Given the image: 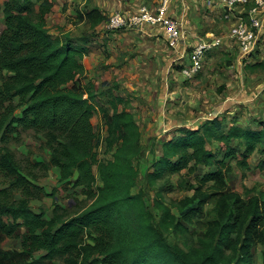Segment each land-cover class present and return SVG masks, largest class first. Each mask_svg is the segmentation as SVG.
I'll list each match as a JSON object with an SVG mask.
<instances>
[{
  "label": "trees",
  "instance_id": "1",
  "mask_svg": "<svg viewBox=\"0 0 264 264\" xmlns=\"http://www.w3.org/2000/svg\"><path fill=\"white\" fill-rule=\"evenodd\" d=\"M53 7L54 0H0V135L5 143L0 168L23 190L17 200L0 201V264H40L56 257L68 264H258V247L264 264V188L245 187L241 193L228 184L235 175L234 159L245 172L252 169L251 156L259 154L256 167L264 170V123L213 118L179 127L144 175L147 188L134 191L144 146L131 101L112 93L117 85L112 88L110 81L102 82L108 89L100 93L92 81L84 82L91 35L53 36L47 24ZM76 17L92 29L108 18L98 6ZM246 66L264 68V61ZM101 94L108 96L109 106ZM97 110L104 138L92 121ZM14 124L43 132L50 158L38 164L57 166L60 181L77 174L73 185L86 189L89 204L69 214L56 203L50 217L33 209V190L49 193L23 172L7 145L5 135ZM103 142L109 159L99 157ZM214 142L223 146L212 149ZM184 168L193 177L175 183L172 175ZM177 188L193 193L169 200L167 194ZM191 225L202 230L196 241L184 239V247L171 241L169 234L184 235ZM21 227L26 229L22 248L4 249L1 242L17 236Z\"/></svg>",
  "mask_w": 264,
  "mask_h": 264
},
{
  "label": "rangeland",
  "instance_id": "2",
  "mask_svg": "<svg viewBox=\"0 0 264 264\" xmlns=\"http://www.w3.org/2000/svg\"><path fill=\"white\" fill-rule=\"evenodd\" d=\"M149 1L151 0H54L53 11L47 17V24L53 36L68 31L76 38L91 35L89 51L84 57L87 70V79H84V82L92 81L100 93L108 89L102 82L110 81L112 88L114 84L117 85L116 89L111 90L112 93L121 94L131 101V110L141 127L144 146V154L139 161L141 175L134 191L140 187L147 188L144 175L151 167L154 157L161 153V144L177 134L179 127L201 126V123L213 118L225 119L228 124L234 118L244 125L258 126L260 122L264 123V68L251 70L246 66L256 61H264V33L258 50L242 59L236 52L238 44L229 36L237 23L235 14L247 18L255 0L238 3L230 17H225L223 7L217 12L210 10L214 9L213 6H209L210 9L207 10L201 9L198 14L193 12V17H189V29L194 31L190 33V44L195 43L197 38L205 37L206 31L210 30L216 35L226 37V46L224 44L222 48L213 49L202 69L191 77L182 74L179 60H175L177 53L164 40L160 30L146 28L142 31L128 27L108 30L105 21L92 29L89 24L80 22L76 17L79 11L93 6L100 7L106 17L117 10L131 14L137 11L141 3ZM261 15H264V7ZM3 28L4 25L0 24V33ZM230 47L234 49L233 52L228 50ZM229 58H232L231 64H227ZM101 98L109 106L108 96L101 94ZM17 102L15 99V103ZM19 114L20 111L17 110L16 116ZM92 121L96 127L101 128V137L104 138L106 131L99 110L92 117ZM14 127L15 130H8L5 135L7 145L15 154L23 172L49 193L46 195L34 189L30 194L33 209L37 212L44 210L45 217H50L56 203L69 214L89 204L92 197L85 192V188L73 185L74 177L68 181H60L57 169H46L38 164L47 162L50 158V150L45 144L46 137L43 132L33 128L25 129L16 124ZM4 144L0 135V152ZM219 146H223V143L214 142L210 145L215 150ZM105 149L103 142L99 147V157L111 158V154ZM259 159V154L251 156L252 172L246 175L237 166L236 160H232L237 170L228 184L233 190L243 193L245 187L264 188V170L256 167ZM96 173L99 175L98 171ZM192 177L193 174L188 175L187 169L184 168L179 174H173L172 180L176 183L180 178ZM12 181V176L0 168V201L11 202L22 196L23 190ZM192 193L177 188L168 193L167 198L180 200ZM150 201L153 205L151 199ZM208 207L209 204L206 205L205 211ZM205 213L198 217L204 218ZM201 231L196 225H191L186 234H169V237L171 241H176L184 247V239L196 241ZM25 233L26 229L21 227L17 236L6 237L1 246L4 249H21ZM43 253L37 252L35 257L41 259ZM262 260L258 247L256 261L262 264ZM40 264L68 263L64 258L56 257L52 260L43 259Z\"/></svg>",
  "mask_w": 264,
  "mask_h": 264
},
{
  "label": "built area",
  "instance_id": "3",
  "mask_svg": "<svg viewBox=\"0 0 264 264\" xmlns=\"http://www.w3.org/2000/svg\"><path fill=\"white\" fill-rule=\"evenodd\" d=\"M247 1L215 0L214 2L224 8L225 17H230L238 3ZM151 3V1L141 3L137 11L131 14L121 10L113 12L105 22L106 28L110 30L127 27L142 31L146 28L160 30L167 44L176 51L175 60H179L180 70L187 77L195 75L202 69L213 49L222 48L224 44L226 46V37L223 35H212L207 39H200L193 45H188L184 42L182 16L173 13L175 0H158L157 3ZM263 7L264 0H255L247 18L235 14L237 23L229 36L238 44L236 52L241 59L253 55L260 46L264 33V15H261ZM230 48L228 50L233 52L234 49ZM185 60L188 62L185 63Z\"/></svg>",
  "mask_w": 264,
  "mask_h": 264
},
{
  "label": "crops",
  "instance_id": "4",
  "mask_svg": "<svg viewBox=\"0 0 264 264\" xmlns=\"http://www.w3.org/2000/svg\"><path fill=\"white\" fill-rule=\"evenodd\" d=\"M209 1H211V0H183V1L182 0H175V4H174V8H173V13L175 12V14H177L179 16H182V19H183V31H184V42H187L188 45H193L197 41H199L200 39H207L208 37H211L212 35H216L213 31L208 30L205 33V37L203 36V37L197 38L196 39V42L195 43H192V44H190V42H189L190 41L189 38L192 36L191 35L192 32H194L193 29H189V24H190L189 23V17L190 16L193 17V12L196 13V14H198V11L200 12V11H202L204 9L205 10L210 9L209 6H213L214 7L213 10L210 9L211 11L216 10V12H217L218 9H221V7L218 6L217 4H215L214 1H211V2H209ZM152 2H156V1H152ZM195 3L197 4V6H196ZM217 15H218V13H217ZM234 167H235V165H234ZM54 168L58 170V174L60 175L59 168L57 166H54ZM235 170H237L236 167H235ZM250 170H246L244 172L245 175H246V173L249 174L250 172H252ZM76 176H77V174L74 175V180H75ZM79 187H82V186H79Z\"/></svg>",
  "mask_w": 264,
  "mask_h": 264
}]
</instances>
